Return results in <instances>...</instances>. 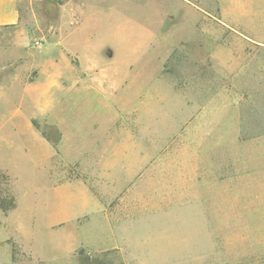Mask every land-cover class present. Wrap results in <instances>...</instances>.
Segmentation results:
<instances>
[{
    "label": "rangeland",
    "instance_id": "rangeland-1",
    "mask_svg": "<svg viewBox=\"0 0 264 264\" xmlns=\"http://www.w3.org/2000/svg\"><path fill=\"white\" fill-rule=\"evenodd\" d=\"M245 6L264 24V0H20L0 264H264V45L222 53Z\"/></svg>",
    "mask_w": 264,
    "mask_h": 264
},
{
    "label": "crops",
    "instance_id": "crops-1",
    "mask_svg": "<svg viewBox=\"0 0 264 264\" xmlns=\"http://www.w3.org/2000/svg\"><path fill=\"white\" fill-rule=\"evenodd\" d=\"M20 0H0V28H11L19 23L20 20ZM247 6V5H246ZM245 6L244 12L238 10L235 17H229V22L226 26L232 31L239 34L237 38L232 37L224 41L225 47L222 53L227 55L225 60H233L237 54V60H245L247 49L251 45H264V38L258 37L257 29L263 28L264 24H255L254 22L247 21L246 18H252L253 12L248 11ZM227 11H223L225 15ZM249 15V16H248ZM255 18V16H254ZM237 29V30H236ZM253 35H249V34ZM236 45V48L234 47Z\"/></svg>",
    "mask_w": 264,
    "mask_h": 264
},
{
    "label": "trees",
    "instance_id": "trees-1",
    "mask_svg": "<svg viewBox=\"0 0 264 264\" xmlns=\"http://www.w3.org/2000/svg\"><path fill=\"white\" fill-rule=\"evenodd\" d=\"M262 102L264 105V96L262 98ZM246 109V113L247 115L245 116L248 120L250 118V116L253 117V119H258L262 117V113H261V108L256 107V104H254V102L248 101L247 107L245 106ZM264 110V109H263ZM243 120V119H242ZM15 206V202L12 196L7 195V198H4L2 196H0V208L4 211L7 212L10 209H12ZM101 264H112L111 262H105L102 261Z\"/></svg>",
    "mask_w": 264,
    "mask_h": 264
}]
</instances>
